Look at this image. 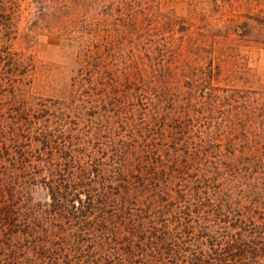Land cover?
<instances>
[{
    "label": "rangeland",
    "instance_id": "374dc122",
    "mask_svg": "<svg viewBox=\"0 0 264 264\" xmlns=\"http://www.w3.org/2000/svg\"><path fill=\"white\" fill-rule=\"evenodd\" d=\"M238 236L264 264V0H0V264Z\"/></svg>",
    "mask_w": 264,
    "mask_h": 264
},
{
    "label": "trees",
    "instance_id": "16d2710c",
    "mask_svg": "<svg viewBox=\"0 0 264 264\" xmlns=\"http://www.w3.org/2000/svg\"><path fill=\"white\" fill-rule=\"evenodd\" d=\"M183 198L184 197L179 196V199H183ZM178 210H179V214L182 216V218L184 220L190 219V217H192V215H191L192 213L186 207H180L179 206ZM166 213H168V211H166V212L164 211V214H166ZM194 213L196 214V218L198 220H201V218L204 215L202 212L200 213L198 211H194ZM151 229H152V232L154 233L155 239H158L159 238L158 227L153 226ZM161 229H162V231H164L165 229H167V227H161ZM198 239H201V238H198ZM224 246H225V248H224V250H222L221 258H219V256H220L219 255L217 257V259H212L211 262H207V263L208 264H241L242 260L244 259L245 255H246V252L242 248V247L245 248V245H243L241 243L240 236H238V239H233V240L227 239ZM152 248H153V246L151 247L150 250H148L147 246H144L143 244L138 245V247H137V249L139 250L138 256L145 255L148 257L147 252L149 251V254H152ZM157 253H159L158 256L165 254V252L160 251V249H157ZM152 257H153V259L151 258L150 259L151 261L149 263H146L145 260L143 259V263H141V264H158V262H157L158 260L155 259L154 256H152ZM166 259L170 263L173 261L172 257L167 256ZM197 264H199V263H197Z\"/></svg>",
    "mask_w": 264,
    "mask_h": 264
}]
</instances>
